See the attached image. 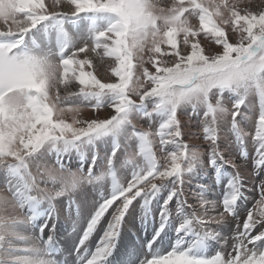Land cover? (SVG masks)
Masks as SVG:
<instances>
[{"label":"snow or ice","instance_id":"1","mask_svg":"<svg viewBox=\"0 0 264 264\" xmlns=\"http://www.w3.org/2000/svg\"><path fill=\"white\" fill-rule=\"evenodd\" d=\"M0 24V264H264V2L0 0Z\"/></svg>","mask_w":264,"mask_h":264},{"label":"rangeland","instance_id":"2","mask_svg":"<svg viewBox=\"0 0 264 264\" xmlns=\"http://www.w3.org/2000/svg\"><path fill=\"white\" fill-rule=\"evenodd\" d=\"M252 2L255 5H261L262 2H264V0H252ZM0 27H3V25L0 24ZM94 64L96 66L95 71H96L98 78L105 80V81L109 80L110 73L107 69V66L101 64L98 59L94 60ZM109 115H110L109 109H103L98 113H93L90 109H85L81 114V118H83V119H89V118L104 119V118H107ZM179 116H180L182 124L184 125V128H183V131L185 133L184 140L186 142H188L190 145H201V146L206 147V145L203 141V133H202V130L199 126V120L197 117L191 115V109L189 108V109L184 110V112L180 113ZM137 126L138 127H142V126L147 127V125H145L143 121H140L137 124ZM246 130L247 131H253V129L251 127L247 128ZM227 135H228L227 132L221 133V137H222L221 138V150H224V148H225V145L227 143V139H226ZM248 150L250 153L253 151V146H252L250 138H249V142H248ZM74 167H75V165H74ZM85 167H87V166H85ZM122 175H124V174H122ZM254 175H255V173L251 167V162H249V165L247 167V172H246V177H247L246 186H247V188L251 189V191H249L247 193V195L249 197L248 204L241 208V211H240L241 220L244 218V216L246 214L247 207L251 205V203L254 201V198H258V192L255 189V184H257L259 182V178H256L254 181L251 178ZM0 191H2V189H0ZM89 199H91V197H89ZM69 229L71 230V226L67 225L66 222L63 219H61L57 236L63 234V232H67V230H69ZM46 232H47V230H46ZM126 238L127 237H125V239ZM68 239H69V236L63 237V240H62L63 242L61 244L62 247H66V248L70 247V245H68ZM70 239H71V241L75 240L74 236H72V238H70ZM97 239H98V235L94 236L92 238V240L90 241V245H92L93 248L95 246ZM122 250L123 249L121 247V250L115 254V256L113 257V260H114L113 263L117 262V263L121 264V260L123 258L122 257Z\"/></svg>","mask_w":264,"mask_h":264}]
</instances>
